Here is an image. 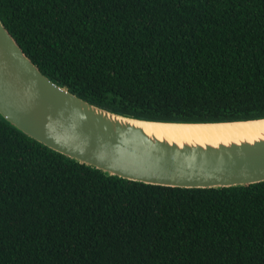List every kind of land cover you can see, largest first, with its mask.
Masks as SVG:
<instances>
[{
    "label": "trees",
    "instance_id": "1",
    "mask_svg": "<svg viewBox=\"0 0 264 264\" xmlns=\"http://www.w3.org/2000/svg\"><path fill=\"white\" fill-rule=\"evenodd\" d=\"M59 85L152 120L264 117V0H0ZM0 264H264V181L108 175L0 116Z\"/></svg>",
    "mask_w": 264,
    "mask_h": 264
},
{
    "label": "water",
    "instance_id": "2",
    "mask_svg": "<svg viewBox=\"0 0 264 264\" xmlns=\"http://www.w3.org/2000/svg\"><path fill=\"white\" fill-rule=\"evenodd\" d=\"M0 116L68 158L144 183L222 188L264 181V137L230 141L169 140L145 123L162 121L118 113L73 93L44 74L0 18Z\"/></svg>",
    "mask_w": 264,
    "mask_h": 264
},
{
    "label": "bare ground",
    "instance_id": "3",
    "mask_svg": "<svg viewBox=\"0 0 264 264\" xmlns=\"http://www.w3.org/2000/svg\"><path fill=\"white\" fill-rule=\"evenodd\" d=\"M144 128L160 138L177 141L219 142L264 137V119L211 124L145 123Z\"/></svg>",
    "mask_w": 264,
    "mask_h": 264
}]
</instances>
